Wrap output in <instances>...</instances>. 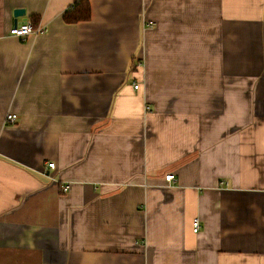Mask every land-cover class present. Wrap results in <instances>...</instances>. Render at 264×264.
<instances>
[{
	"label": "crops",
	"instance_id": "obj_1",
	"mask_svg": "<svg viewBox=\"0 0 264 264\" xmlns=\"http://www.w3.org/2000/svg\"><path fill=\"white\" fill-rule=\"evenodd\" d=\"M74 1L0 0V264H264V0Z\"/></svg>",
	"mask_w": 264,
	"mask_h": 264
},
{
	"label": "built area",
	"instance_id": "obj_2",
	"mask_svg": "<svg viewBox=\"0 0 264 264\" xmlns=\"http://www.w3.org/2000/svg\"><path fill=\"white\" fill-rule=\"evenodd\" d=\"M45 31L44 27L41 25H35L33 26L32 21L30 20H23L22 22L14 23L10 28H9V34L16 36L18 38H24L28 35L31 34H41ZM138 85L135 84L134 88H137ZM17 119V115L15 113L8 112L6 113L4 120L5 122L9 123H14ZM49 167H53V163L48 164ZM164 179L166 182L174 181V177L171 173L165 174ZM199 229V219L197 217H194L192 219V231L197 232Z\"/></svg>",
	"mask_w": 264,
	"mask_h": 264
},
{
	"label": "trees",
	"instance_id": "obj_3",
	"mask_svg": "<svg viewBox=\"0 0 264 264\" xmlns=\"http://www.w3.org/2000/svg\"><path fill=\"white\" fill-rule=\"evenodd\" d=\"M90 18L89 0H76L62 14V19L66 23H76L85 21ZM31 21L33 26L37 25V16H32Z\"/></svg>",
	"mask_w": 264,
	"mask_h": 264
},
{
	"label": "water",
	"instance_id": "obj_4",
	"mask_svg": "<svg viewBox=\"0 0 264 264\" xmlns=\"http://www.w3.org/2000/svg\"><path fill=\"white\" fill-rule=\"evenodd\" d=\"M23 15H24V9L23 8H15L13 10V16H14L15 20H16L17 17L23 16Z\"/></svg>",
	"mask_w": 264,
	"mask_h": 264
}]
</instances>
